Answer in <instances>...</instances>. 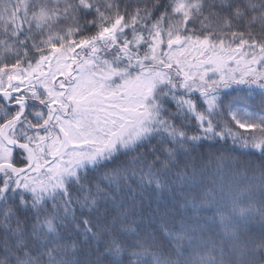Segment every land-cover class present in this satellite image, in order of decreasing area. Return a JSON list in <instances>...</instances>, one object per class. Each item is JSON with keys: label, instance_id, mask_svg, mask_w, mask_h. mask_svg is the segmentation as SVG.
<instances>
[{"label": "snow or ice", "instance_id": "snow-or-ice-1", "mask_svg": "<svg viewBox=\"0 0 264 264\" xmlns=\"http://www.w3.org/2000/svg\"><path fill=\"white\" fill-rule=\"evenodd\" d=\"M0 264H264V0H0Z\"/></svg>", "mask_w": 264, "mask_h": 264}, {"label": "trees", "instance_id": "trees-1", "mask_svg": "<svg viewBox=\"0 0 264 264\" xmlns=\"http://www.w3.org/2000/svg\"><path fill=\"white\" fill-rule=\"evenodd\" d=\"M258 102H259V98L257 97V110H258ZM230 144V142H229ZM217 147H219V145H217ZM205 152H208L209 149L208 148H205L204 149ZM227 161L224 162V170L227 171ZM216 171V167H215V164H213L209 170V175L207 177V181L210 182V180L213 178V175ZM217 179H219L218 177H216Z\"/></svg>", "mask_w": 264, "mask_h": 264}, {"label": "rangeland", "instance_id": "rangeland-1", "mask_svg": "<svg viewBox=\"0 0 264 264\" xmlns=\"http://www.w3.org/2000/svg\"><path fill=\"white\" fill-rule=\"evenodd\" d=\"M234 66V65H233ZM62 78V77H61Z\"/></svg>", "mask_w": 264, "mask_h": 264}]
</instances>
